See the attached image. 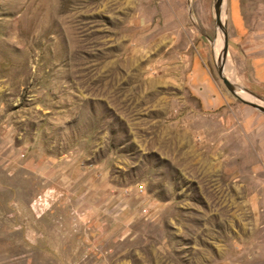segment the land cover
Here are the masks:
<instances>
[{
  "label": "rangeland",
  "instance_id": "rangeland-1",
  "mask_svg": "<svg viewBox=\"0 0 264 264\" xmlns=\"http://www.w3.org/2000/svg\"><path fill=\"white\" fill-rule=\"evenodd\" d=\"M222 15L264 106V0ZM221 30L214 0H0V264H264V112Z\"/></svg>",
  "mask_w": 264,
  "mask_h": 264
},
{
  "label": "water",
  "instance_id": "water-1",
  "mask_svg": "<svg viewBox=\"0 0 264 264\" xmlns=\"http://www.w3.org/2000/svg\"><path fill=\"white\" fill-rule=\"evenodd\" d=\"M223 4H224V0H214V16H215V22L217 26H220L222 28V33H223V48L221 51V56H220V62L217 61V64H219L217 66V74L220 77V79L222 80L223 84L225 85V87L237 98L239 99L241 102L250 105L252 107H255L257 109H259L260 111L264 112V106L260 105L254 101L245 99L243 97H241L239 95V93L237 92V87L227 78V76H225L224 74V62H225V58L227 55V30H226V24L225 22L221 20V16H222V8H223ZM251 95L255 96V94L253 92H250Z\"/></svg>",
  "mask_w": 264,
  "mask_h": 264
},
{
  "label": "bare ground",
  "instance_id": "bare-ground-1",
  "mask_svg": "<svg viewBox=\"0 0 264 264\" xmlns=\"http://www.w3.org/2000/svg\"><path fill=\"white\" fill-rule=\"evenodd\" d=\"M223 9V8H222ZM221 20H222V22L224 21V15H222L221 16ZM221 38H222V44H223V33H222V30H221V32L217 35V39H215V42H214V48H215V54H217L218 55V49L217 48H219L220 47V44H221ZM220 56H221V49L219 50V56H218V58H217V61L218 62H220ZM225 66V65H224ZM225 73V72H224ZM232 77V76H231ZM238 90H241V91H243V89L241 88V87H239L238 89H237V92H238ZM256 101V100H255Z\"/></svg>",
  "mask_w": 264,
  "mask_h": 264
},
{
  "label": "crops",
  "instance_id": "crops-1",
  "mask_svg": "<svg viewBox=\"0 0 264 264\" xmlns=\"http://www.w3.org/2000/svg\"><path fill=\"white\" fill-rule=\"evenodd\" d=\"M259 218H260V221H261V220L264 221V215H260L259 217L257 216L255 220L258 221ZM256 234H260V235L263 234V235H264V231H261V232L256 233ZM260 244H261V243H260ZM261 261L264 263V259H261Z\"/></svg>",
  "mask_w": 264,
  "mask_h": 264
}]
</instances>
